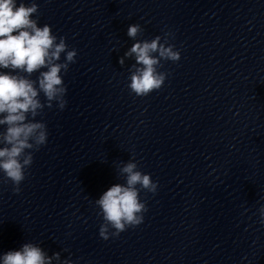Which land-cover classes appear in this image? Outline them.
<instances>
[{"label": "clouds", "instance_id": "clouds-1", "mask_svg": "<svg viewBox=\"0 0 264 264\" xmlns=\"http://www.w3.org/2000/svg\"><path fill=\"white\" fill-rule=\"evenodd\" d=\"M38 12V5H26L23 0H0V171L6 180L19 185L25 179L26 169L32 164L31 151L39 150L47 142V127L34 118L44 109L51 108L55 101L63 110L67 101L64 99L67 88L61 75L69 64L75 62V49L67 50L65 38L52 33L49 25L38 26V18L32 16ZM142 32L139 24L128 27L127 35L135 38ZM161 36L151 41L134 43L125 53L126 57L135 56V71L130 75L128 85L136 96L144 97L159 90L166 79V73L158 71L162 60L179 61L180 52L174 45L168 44L167 36L161 43ZM66 53L65 61L60 63L61 54ZM123 65V58L120 59ZM41 69H47L41 71ZM39 73L37 79L30 77ZM43 93L46 104L40 100ZM31 117L32 119H29ZM126 176L125 183L113 184L95 204L100 209L104 223L99 235L107 240L109 229L112 236H118L128 227H136L143 222L146 204L140 200L141 190L155 193L157 183L149 174L138 170L137 163L130 160L120 169ZM261 222H264V207L259 209ZM60 260V253L46 255L42 248L34 243H24L19 250L8 251L0 256V264H52ZM61 264H72L63 260Z\"/></svg>", "mask_w": 264, "mask_h": 264}]
</instances>
